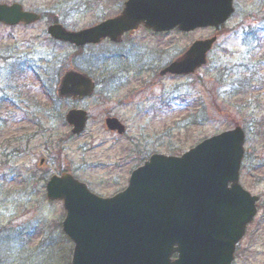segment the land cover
Listing matches in <instances>:
<instances>
[{
	"label": "rangeland",
	"instance_id": "obj_1",
	"mask_svg": "<svg viewBox=\"0 0 264 264\" xmlns=\"http://www.w3.org/2000/svg\"><path fill=\"white\" fill-rule=\"evenodd\" d=\"M0 1L54 13L78 31L116 14L124 0ZM234 8L216 31L140 29L120 45L105 41L81 49L53 44L46 19L0 25V264H70L72 243L59 226L65 212L45 197L50 176L65 170L92 193L109 197L127 186L132 169L150 154L182 155L236 126L245 132L239 182L259 203L232 264H264V0H235ZM214 34L208 62L195 75L158 76L195 40ZM54 57L65 68L69 59L86 71L97 83L94 97L54 99ZM109 57L117 59L118 70ZM70 109L89 117L75 138L64 120ZM106 116L117 117L126 135L106 132Z\"/></svg>",
	"mask_w": 264,
	"mask_h": 264
},
{
	"label": "water",
	"instance_id": "obj_2",
	"mask_svg": "<svg viewBox=\"0 0 264 264\" xmlns=\"http://www.w3.org/2000/svg\"><path fill=\"white\" fill-rule=\"evenodd\" d=\"M232 1L127 0L120 15L94 27L69 33L51 25L47 33L80 47L106 38L119 42L139 25L154 32L218 28L233 13ZM39 20L17 3L0 4V24L27 26ZM215 41L216 36L194 42L160 76L193 74L206 63ZM93 85L85 74L68 70L56 94L58 99H83L92 95ZM86 118L82 110L66 114L72 134L84 131ZM104 125L124 133L117 118L105 119ZM243 143L244 133L237 127L203 140L182 156L153 154L131 173L126 189L110 199L90 193L68 173L50 177L46 197L63 202L62 230L74 244L71 264H231L258 200L238 183ZM173 253H178L175 261Z\"/></svg>",
	"mask_w": 264,
	"mask_h": 264
},
{
	"label": "trees",
	"instance_id": "obj_3",
	"mask_svg": "<svg viewBox=\"0 0 264 264\" xmlns=\"http://www.w3.org/2000/svg\"><path fill=\"white\" fill-rule=\"evenodd\" d=\"M44 17H46L51 23H56L57 22V19H56V17L53 15V14H42ZM72 58V61H73V63L75 62L74 60V56L73 57H71ZM70 58V59H71ZM17 60H19V58H16ZM50 60H52V61H50V63H55L58 67H57V76H61V74H62V72L66 69L64 66H63V63H64V61L60 58H51ZM68 62L70 65H67V66H72V67H74L73 65L74 64H72V62L69 60V59H66L65 60V62ZM37 76H38V74H36ZM38 79L40 80V78L38 77ZM2 253V252H1Z\"/></svg>",
	"mask_w": 264,
	"mask_h": 264
},
{
	"label": "flooded vegetation",
	"instance_id": "obj_4",
	"mask_svg": "<svg viewBox=\"0 0 264 264\" xmlns=\"http://www.w3.org/2000/svg\"><path fill=\"white\" fill-rule=\"evenodd\" d=\"M109 58H110V60L113 61V64L115 65L116 70H118L119 67H120V64H116V63H117V59H115V57H109ZM134 169H135V168H134ZM134 169H132V170H134ZM177 258H178V254H177V253H173V254L171 255V260H172V261H175Z\"/></svg>",
	"mask_w": 264,
	"mask_h": 264
}]
</instances>
